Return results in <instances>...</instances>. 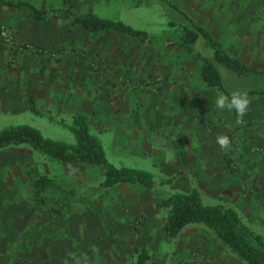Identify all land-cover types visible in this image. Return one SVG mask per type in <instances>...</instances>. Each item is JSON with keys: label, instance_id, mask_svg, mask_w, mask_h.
Instances as JSON below:
<instances>
[{"label": "rangeland", "instance_id": "374dc122", "mask_svg": "<svg viewBox=\"0 0 264 264\" xmlns=\"http://www.w3.org/2000/svg\"><path fill=\"white\" fill-rule=\"evenodd\" d=\"M11 1L41 11L65 7L62 0ZM156 1L68 0L80 13L145 31L146 39L88 31L53 17L36 20L20 8L0 6V28L13 41L0 40V130L29 125L45 138L75 145L69 126L70 103L76 101L81 105L74 113L87 117L108 161L146 172L155 182L152 188L101 189L102 165L63 162L26 145L1 149L0 264H128L141 249L149 254L148 264H246L204 224L189 223L165 240L164 211L154 207L153 197L193 189L204 205L215 200L236 210L264 239V97L247 98L244 122L237 124L235 110L216 108L223 93L201 77L204 55L168 44L183 33L174 5L243 64L264 68V3ZM75 68L83 89L77 99L69 81ZM62 70L71 76L65 79ZM38 83L57 90L39 89ZM59 92L60 103L68 102L51 108L46 101H57ZM29 99L41 115L30 111ZM164 135L181 145L186 174L179 173ZM219 135L230 138L228 149L216 143ZM41 174L79 197L89 195L92 205L43 212L25 200V185Z\"/></svg>", "mask_w": 264, "mask_h": 264}, {"label": "trees", "instance_id": "16d2710c", "mask_svg": "<svg viewBox=\"0 0 264 264\" xmlns=\"http://www.w3.org/2000/svg\"><path fill=\"white\" fill-rule=\"evenodd\" d=\"M157 1L169 4L166 0ZM62 3L65 5L63 9L41 11L27 2L0 0V6L22 8L37 20L55 17L69 21L71 25H80L88 31L121 32L139 39L148 37L145 31L133 29L118 20L80 13L68 3V0H62ZM173 8L177 10L176 7ZM178 13L183 35L169 41L168 44L191 52L199 42H202L211 50V56L205 58L201 69V77L209 87L217 88L229 98L235 92L244 93L247 97L264 95V68L257 69L242 64L225 51L203 27L195 24L184 12ZM29 109L32 113L41 115L33 99H29ZM71 122L69 130L74 135L75 145L53 141L43 137L36 128L21 125L0 130V150L10 146L26 145L45 156L63 162L102 165L104 179L100 183L101 189L118 184L155 186L154 180L146 172L117 168L108 161L101 144L90 133L84 114L72 115ZM168 141L182 168L184 155L180 144L172 138ZM179 173L181 174L182 170ZM87 198L89 195L79 197L45 174L39 175L25 185V200L40 206L45 213L74 212L78 210L79 205L86 203L92 205L91 200ZM153 205L164 211L161 229L167 242L187 224L200 223L212 229L220 242L246 264H264V239L251 231L233 208L218 202L204 205L196 189L190 192H173L167 197L154 196ZM149 258L148 252L141 249L135 261L128 264H148Z\"/></svg>", "mask_w": 264, "mask_h": 264}, {"label": "crops", "instance_id": "0c3cea01", "mask_svg": "<svg viewBox=\"0 0 264 264\" xmlns=\"http://www.w3.org/2000/svg\"><path fill=\"white\" fill-rule=\"evenodd\" d=\"M8 1H11V0H8ZM13 2H15V1H13ZM157 2V1H156ZM160 2V1H159ZM166 4V3H165ZM167 5V4H166ZM5 7H12V8H18V7H13V6H5ZM173 7H175L174 5H170V8L173 10V12H174V14H176V16L178 17V21H179V23H180V14L178 13V11L179 12H182V11H180V10H175ZM20 9H22V8H20ZM53 9V8H52ZM22 10H24V9H22ZM186 14V13H185ZM31 15V14H30ZM187 15V14H186ZM188 16V15H187ZM49 18V17H48ZM53 18H55V17H53ZM190 18V17H189ZM35 19V18H34ZM56 19H58V18H56ZM191 19V18H190ZM37 20V19H36ZM60 20V19H59ZM192 20V19H191ZM64 21V20H63ZM193 21V20H192ZM194 22V21H193ZM195 24H197L196 22H194ZM197 25H199V24H197ZM181 26V25H180ZM199 26H201V25H199ZM201 27H203V26H201ZM204 28V27H203ZM182 29V28H181ZM207 32H209L206 28H204ZM182 32H183V30H182ZM210 33V32H209ZM211 34V33H210ZM183 35V33L180 35V36H182ZM212 35V34H211ZM179 36V37H180ZM213 36V35H212ZM178 37V38H179ZM214 37V36H213ZM177 38V39H178ZM215 38V37H214ZM216 39V38H215ZM176 40V39H175ZM217 40V39H216ZM218 41V40H217ZM219 42V41H218ZM173 46H176V45H173ZM179 47V46H178ZM179 48H181V47H179ZM183 49V48H182ZM185 50V49H184ZM187 51V50H186ZM226 51V50H225ZM188 52H190V51H188ZM191 52H198L199 54H203L204 55V58H208V57H210L211 56V54H212V52H211V50L208 48V47H206L202 42H199V44L195 47V49L193 50V51H191ZM228 52V51H227ZM229 53V52H228ZM229 54H231V53H229ZM232 55V54H231ZM233 56V55H232ZM235 57V56H234ZM236 58V57H235ZM240 61V60H239ZM241 62V61H240ZM242 63V62H241ZM243 64V63H242ZM250 67H252V66H250ZM253 68H256V67H253ZM257 69H260V68H257ZM261 69H263V68H261ZM66 71V70H65ZM77 72H78V69L77 68H75V77H73V78H70L69 79V81L72 83L71 85H70V90H74L75 91V97H76V99L78 98V96L81 98L82 97V95L83 94H81V92L83 91V89H82V81H81V79H78V74H77ZM60 75H63L64 77H65V79H66V76L68 75V76H71V72H68V71H66L65 73H64V70H62L61 72H60ZM42 86H43V88L45 89V90H48V89H51L52 91H55V90H57L56 88H50V87H53V86H51V85H49L48 83H45V84H43V85H41V84H39L38 83V88L39 89H41L42 88ZM208 86V85H207ZM52 93V97L54 98V97H56V94H55V92H51ZM61 94V95H60ZM62 94H63V92L61 93V92H59V95H60V98H58V100L57 101H54V102H48V101H46L47 102V105L48 106H51V108H53L54 106H56V107H62V106H64V104L66 105L67 104V102L68 101H66V100H64L63 101V103H60V100H61V96H62ZM33 95H36L35 94V92H34V94ZM261 97H264V95L263 96H254V97H247V98H252V99H259V98H261ZM57 99V98H56ZM72 105V107H73V111L74 112H76L78 109V105H81V103H77L76 101H74V102H71L70 103V106ZM35 107H36V105H35ZM37 109V108H36ZM38 110V109H37ZM52 111L54 110V109H51ZM39 111V110H38ZM40 112V111H39ZM72 113L71 115H75V113ZM82 113V112H81ZM76 114H78V113H76ZM164 138L165 139H169V138H172L171 136H169V135H164ZM173 139V138H172ZM175 140V139H174ZM176 141V140H175ZM169 142V141H168ZM178 142V141H177ZM179 143V142H178ZM170 144V143H169ZM171 146V145H170ZM180 147H181V145H180ZM171 148H172V146H171ZM173 149V148H172ZM155 150H157V149H153V151H155ZM181 150H182V152H183V149H182V147H181ZM173 152H174V149L172 150ZM174 154H175V152H174ZM183 155H184V152H183ZM175 162H176V165L178 166V168H179V171H181L182 170V173H181V175H184V174H186V163H185V161H184V158H183V167L181 168V166H180V164H179V162H178V160H177V158H176V156H175ZM139 186H141V185H139ZM143 187H145V186H143ZM152 188V187H151ZM199 195H200V198H201V201H202V197H201V194H200V192H199ZM208 197H209V195H207ZM152 202H153V200H152ZM218 201H215V200H213L211 203L213 204V203H217ZM218 203H221V202H218ZM224 204V203H223ZM209 205H211V204H209ZM226 205V204H225ZM157 209V208H156ZM237 212V211H236ZM162 222V221H161ZM162 230V229H161Z\"/></svg>", "mask_w": 264, "mask_h": 264}, {"label": "clouds", "instance_id": "9594fccd", "mask_svg": "<svg viewBox=\"0 0 264 264\" xmlns=\"http://www.w3.org/2000/svg\"><path fill=\"white\" fill-rule=\"evenodd\" d=\"M249 103L250 102L247 99V95L239 92L233 93L230 98L223 94H220L215 101L216 108L218 110H235L237 114V124H243V117L246 114ZM216 143L221 149H228L231 141L228 136L219 135L216 137Z\"/></svg>", "mask_w": 264, "mask_h": 264}, {"label": "built area", "instance_id": "2783aa9c", "mask_svg": "<svg viewBox=\"0 0 264 264\" xmlns=\"http://www.w3.org/2000/svg\"><path fill=\"white\" fill-rule=\"evenodd\" d=\"M261 1L264 3V0ZM0 40L5 42L6 44L13 43L11 35L2 27L0 28Z\"/></svg>", "mask_w": 264, "mask_h": 264}]
</instances>
